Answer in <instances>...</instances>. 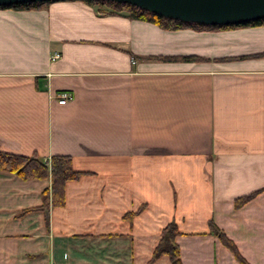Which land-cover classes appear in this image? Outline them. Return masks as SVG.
I'll return each mask as SVG.
<instances>
[{"label":"crops","instance_id":"0c3cea01","mask_svg":"<svg viewBox=\"0 0 264 264\" xmlns=\"http://www.w3.org/2000/svg\"><path fill=\"white\" fill-rule=\"evenodd\" d=\"M0 149L83 172L63 206L22 212L49 178L0 170V264H146L171 221L182 264H242L209 222L264 264V24L169 30L84 0L0 9Z\"/></svg>","mask_w":264,"mask_h":264},{"label":"trees","instance_id":"16d2710c","mask_svg":"<svg viewBox=\"0 0 264 264\" xmlns=\"http://www.w3.org/2000/svg\"><path fill=\"white\" fill-rule=\"evenodd\" d=\"M88 3L100 7V11L111 14H123L126 17L133 19H140L153 22L158 26L169 29L194 28V29H226L238 26H257L264 24V18L246 22L239 25H205L191 22H183L181 20L166 18L147 10H143L137 6L118 3L111 0H84ZM47 3H22L10 6H2L0 9L10 8L15 10L36 9L40 5ZM263 54H255L253 56H261ZM166 58V57H164ZM184 59H194L193 57H184ZM0 170L14 173L20 178L26 179H47L50 180V185L41 192V203L37 206L29 207L22 212H30L33 210H47L49 204L53 206H63L65 202L64 185L67 181L77 179L83 172L75 170L71 164V157L69 155H51L44 159L38 155L31 154L21 155L11 152H6L0 149ZM255 193L239 197L235 200L237 207L246 203ZM139 211V210H138ZM134 215L130 212L128 216ZM210 232L215 234L221 243L226 246L234 255L235 259L247 264L245 260L238 253L234 243L227 238V236L220 230L213 222H209ZM179 234L176 223L171 221L166 224L160 233V238L153 249L152 257L146 264H152L157 258L162 255L168 256L171 264H182L180 257V250L175 241Z\"/></svg>","mask_w":264,"mask_h":264},{"label":"water","instance_id":"95a60500","mask_svg":"<svg viewBox=\"0 0 264 264\" xmlns=\"http://www.w3.org/2000/svg\"><path fill=\"white\" fill-rule=\"evenodd\" d=\"M56 0H0V7ZM160 16L205 25H239L264 18V0H111Z\"/></svg>","mask_w":264,"mask_h":264},{"label":"built area","instance_id":"2783aa9c","mask_svg":"<svg viewBox=\"0 0 264 264\" xmlns=\"http://www.w3.org/2000/svg\"><path fill=\"white\" fill-rule=\"evenodd\" d=\"M58 56H59V54H58V53H55V54H53L51 57H52V58H57ZM67 96H68L67 93H61V94L59 95V97H61V99L58 100V103H60V104H64V103L66 102V98H67Z\"/></svg>","mask_w":264,"mask_h":264},{"label":"rangeland","instance_id":"374dc122","mask_svg":"<svg viewBox=\"0 0 264 264\" xmlns=\"http://www.w3.org/2000/svg\"><path fill=\"white\" fill-rule=\"evenodd\" d=\"M97 6V5H96ZM99 7V6H98Z\"/></svg>","mask_w":264,"mask_h":264}]
</instances>
